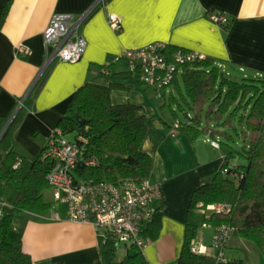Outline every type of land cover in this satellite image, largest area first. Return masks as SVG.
I'll return each instance as SVG.
<instances>
[{"label": "crops", "instance_id": "crops-1", "mask_svg": "<svg viewBox=\"0 0 264 264\" xmlns=\"http://www.w3.org/2000/svg\"><path fill=\"white\" fill-rule=\"evenodd\" d=\"M96 2L0 0V128L13 124L15 148L30 159L49 142L80 86L110 85L111 72L132 70L127 60H114L126 48L165 41L205 53L230 74L236 68L244 75H264V0H108L93 8L80 27L88 42L83 57L48 63L44 31L53 14L83 12ZM214 11L228 14L230 21H215ZM110 12L123 15L121 30L110 25ZM21 45L29 52H19ZM114 81L119 86L111 90L112 102L138 104V113L147 117L142 149L152 156L151 180L164 192L160 232L145 247V255L150 264H170L179 259L185 244L193 193L212 181L225 152L209 131L196 139L178 134V119L170 120L166 100L159 98H165L163 93L143 83L136 72ZM55 201L47 214L26 215L24 249L33 264H105L100 228L69 220L67 206L59 201L55 206ZM197 211L203 213L200 208L192 215L202 229L197 238L209 246L207 235L214 233V225L202 226Z\"/></svg>", "mask_w": 264, "mask_h": 264}, {"label": "trees", "instance_id": "trees-1", "mask_svg": "<svg viewBox=\"0 0 264 264\" xmlns=\"http://www.w3.org/2000/svg\"><path fill=\"white\" fill-rule=\"evenodd\" d=\"M7 12L8 6L1 19ZM177 49L169 45L168 50ZM105 68L110 70V66ZM181 69L184 88L177 77L161 90L166 104L169 96L174 103L182 107L186 104L193 110L189 111L192 113L189 121L178 118L176 129L185 128L192 139L209 131L220 143L225 158L212 181L193 193L185 244L177 262L246 264L244 259L230 258L217 262L213 255L194 252L191 240L198 236L200 225L192 215L211 203H232L229 215L214 213L207 215L206 220L213 225L232 224L234 236L255 241L264 253V75L238 78L210 56L183 64ZM132 74V70L111 72L114 80ZM114 80L110 85L87 82L80 86L58 123L62 135L67 138L69 134L75 135L70 140L82 151V159L73 172L77 181L121 183L150 178L152 156L142 149L148 129L147 117L138 113L141 108L138 104L112 102L111 90L119 86ZM169 87L174 90L167 94ZM49 146L48 142L33 159L22 155L14 145L13 124L0 140V264H33L31 255L24 249L26 215H44L53 208V202L46 199V191L53 189L49 173L55 163L54 157L45 156ZM92 157L97 158V163L88 164ZM160 228L161 208L143 225L141 235L150 242L158 236ZM100 236L104 263L116 264L120 244L117 236L110 230ZM120 264L150 263L144 248L131 243L129 253Z\"/></svg>", "mask_w": 264, "mask_h": 264}, {"label": "built area", "instance_id": "built-area-1", "mask_svg": "<svg viewBox=\"0 0 264 264\" xmlns=\"http://www.w3.org/2000/svg\"><path fill=\"white\" fill-rule=\"evenodd\" d=\"M108 0H97L88 10L83 12H56L53 14L46 30L44 41L48 49V63L52 61H79L88 46L87 39L80 27L98 5H105ZM212 18L222 24L230 21L229 15L214 11ZM109 23L116 29L123 27V15L110 12ZM165 41H155L140 47H129L114 57V60L125 59L131 69L140 75L144 83L159 90L169 86L181 71V65L204 59L207 55L198 50L179 48L171 52ZM19 52L27 53L29 49L19 46ZM175 128L179 121L175 122ZM59 132V134H55ZM86 141V138H80ZM50 146L45 156L55 159L49 173L55 200L67 206L66 217L79 223H94L101 233L106 230L113 232L119 242L135 243L144 248L148 241L141 235L143 225L151 221L161 208L164 197L162 186L151 178L143 180H127L113 183L106 180L77 181L74 169L82 159V151L78 144L62 135L57 127L49 140ZM215 144H218L215 141ZM87 163H97L92 157ZM232 203H211L202 208L208 212L229 215ZM0 210V217H1ZM207 221V220H206ZM212 225L205 222L204 226ZM235 228L230 223L214 225L212 243L208 246L193 238L191 249L197 253L213 255L217 262L228 259L227 251L234 236ZM170 264H179L174 261Z\"/></svg>", "mask_w": 264, "mask_h": 264}, {"label": "rangeland", "instance_id": "rangeland-1", "mask_svg": "<svg viewBox=\"0 0 264 264\" xmlns=\"http://www.w3.org/2000/svg\"><path fill=\"white\" fill-rule=\"evenodd\" d=\"M232 74L234 76H237L238 78H241L244 76V72H240L237 71V69H231ZM179 79L182 82L183 88H184V81L182 78V73L179 74ZM178 97L181 98L179 92H178ZM160 99H165L162 96L159 97ZM168 103L165 106V109L168 110V114H171L170 120H176V119H181L182 121H189V118L186 117V112H193V110L191 109L190 106L188 105H183V107L178 103L172 101L171 98H167ZM182 102L183 99L181 98V100H179V102ZM171 104H173L171 106ZM172 109V110H171ZM176 112H175V111ZM169 117V116H168ZM178 117V118H177ZM173 118V119H172ZM186 134V136H189L187 134V132L185 131V128L180 129V131L178 132V134ZM69 139L73 140L75 139V135L74 134H69L68 135ZM205 138V136H204ZM239 145H242L243 143L238 142ZM218 152L220 153V150L218 149ZM236 160H234L233 162H235ZM46 197L48 198L49 201H55L53 194H52V189H48L46 192ZM55 206L58 204L57 201H55ZM196 219L199 221V223L203 226L206 221V214L203 212H196ZM208 214H212V212H208ZM209 216V215H208ZM210 222V221H208ZM203 228V227H202ZM202 230V229H200ZM204 230V228H203ZM211 230V229H210ZM213 230V229H212ZM214 235V233H212ZM212 234H208L207 235V239H210V242H212L213 240V235ZM201 236V233H198L199 237ZM129 247L127 244L125 243H121V245L119 246V250H118V256H117V260H116V264H120L121 260L129 253ZM227 257L228 258H232L235 259L237 257L243 258L246 264H264V253L262 252V250L259 248V246L257 245V243L249 238H245V237H239L237 238L236 236H233L232 240H231V244L228 248L227 251Z\"/></svg>", "mask_w": 264, "mask_h": 264}, {"label": "water", "instance_id": "water-1", "mask_svg": "<svg viewBox=\"0 0 264 264\" xmlns=\"http://www.w3.org/2000/svg\"><path fill=\"white\" fill-rule=\"evenodd\" d=\"M185 115H186V117L190 118V115H189V114L186 113ZM11 121H12V120H11ZM10 123H11V122H9V124H7V125L5 126V128L1 131V133H0V140L2 139L3 135H4L5 132L7 131V129H8V127H9Z\"/></svg>", "mask_w": 264, "mask_h": 264}]
</instances>
